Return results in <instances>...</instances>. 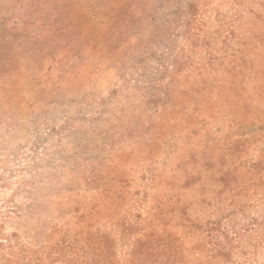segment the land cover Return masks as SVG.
Returning <instances> with one entry per match:
<instances>
[{
  "label": "rangeland",
  "instance_id": "374dc122",
  "mask_svg": "<svg viewBox=\"0 0 264 264\" xmlns=\"http://www.w3.org/2000/svg\"><path fill=\"white\" fill-rule=\"evenodd\" d=\"M0 264H264V0H0Z\"/></svg>",
  "mask_w": 264,
  "mask_h": 264
}]
</instances>
